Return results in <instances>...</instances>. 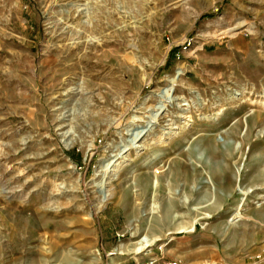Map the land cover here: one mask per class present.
I'll list each match as a JSON object with an SVG mask.
<instances>
[{
	"label": "rangeland",
	"instance_id": "obj_1",
	"mask_svg": "<svg viewBox=\"0 0 264 264\" xmlns=\"http://www.w3.org/2000/svg\"><path fill=\"white\" fill-rule=\"evenodd\" d=\"M149 258L264 264V0H0V264Z\"/></svg>",
	"mask_w": 264,
	"mask_h": 264
},
{
	"label": "bare ground",
	"instance_id": "obj_2",
	"mask_svg": "<svg viewBox=\"0 0 264 264\" xmlns=\"http://www.w3.org/2000/svg\"><path fill=\"white\" fill-rule=\"evenodd\" d=\"M94 30H99L98 28H95ZM93 31V30H92ZM99 32H100V30H99ZM46 48H48V47H46ZM149 208H150V211L151 212H153V211H155L156 210V207H154V205H153V203H151L150 205H149ZM157 211V210H156ZM160 211V210H159ZM158 211V212H159ZM167 212V211H166ZM170 218V217H169ZM161 219V218H160ZM163 221V220H162ZM185 227V226H184ZM157 228V227H156ZM181 231H183V228L181 227V228H178V232H181ZM185 231V230H184ZM171 232H168V234H170ZM156 240H159L158 239V237H154V238H150V237H148L147 235H143V236H141L140 238H138L137 240H135L134 242H133V248H132V252H133V254H138V253H140V252H142L145 248H147V247H150V246H152L153 244H154V242L156 241ZM120 254V253H119Z\"/></svg>",
	"mask_w": 264,
	"mask_h": 264
},
{
	"label": "built area",
	"instance_id": "obj_3",
	"mask_svg": "<svg viewBox=\"0 0 264 264\" xmlns=\"http://www.w3.org/2000/svg\"><path fill=\"white\" fill-rule=\"evenodd\" d=\"M156 263L157 262L154 258H149L146 260L135 261L133 264H156ZM166 264H177V261L167 262Z\"/></svg>",
	"mask_w": 264,
	"mask_h": 264
},
{
	"label": "crops",
	"instance_id": "obj_4",
	"mask_svg": "<svg viewBox=\"0 0 264 264\" xmlns=\"http://www.w3.org/2000/svg\"><path fill=\"white\" fill-rule=\"evenodd\" d=\"M179 264H183V263L180 262Z\"/></svg>",
	"mask_w": 264,
	"mask_h": 264
}]
</instances>
